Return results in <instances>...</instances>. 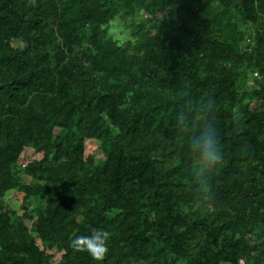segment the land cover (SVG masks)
I'll return each instance as SVG.
<instances>
[{
  "label": "trees",
  "instance_id": "trees-1",
  "mask_svg": "<svg viewBox=\"0 0 264 264\" xmlns=\"http://www.w3.org/2000/svg\"><path fill=\"white\" fill-rule=\"evenodd\" d=\"M0 264H264V0H0Z\"/></svg>",
  "mask_w": 264,
  "mask_h": 264
},
{
  "label": "clouds",
  "instance_id": "clouds-1",
  "mask_svg": "<svg viewBox=\"0 0 264 264\" xmlns=\"http://www.w3.org/2000/svg\"><path fill=\"white\" fill-rule=\"evenodd\" d=\"M196 147L200 159L207 167H213L221 158V151L217 138L211 133L197 137ZM108 232L101 229H93L91 234L75 237L72 246L76 251L86 252L94 260L100 261L108 253Z\"/></svg>",
  "mask_w": 264,
  "mask_h": 264
},
{
  "label": "rangeland",
  "instance_id": "rangeland-1",
  "mask_svg": "<svg viewBox=\"0 0 264 264\" xmlns=\"http://www.w3.org/2000/svg\"><path fill=\"white\" fill-rule=\"evenodd\" d=\"M108 37L111 38L114 41H118L120 43H123L127 41V35L124 33L123 28L121 27V24L119 22H115L109 25L107 29ZM87 155H92L94 156L95 163L96 164H101L103 161V157L101 154L95 152L93 148H89L85 154ZM37 159V156L33 155L31 151L29 150H24V152L21 155L19 165L23 166L24 164ZM18 181L17 184L14 186L13 190L10 191L9 193L5 194L3 197V203L5 205H8L11 207L14 211H16L18 214H21L22 211L20 209L21 201L23 199V194L20 190V187L23 185H27V183L30 182V179L25 176V174L20 173L18 174ZM37 204V199H30L28 202L25 204V209L27 214L30 217H33L34 215V210L35 206ZM25 225L27 228H30L31 226V221H25ZM37 244L40 246L39 241H36ZM57 259V257H56Z\"/></svg>",
  "mask_w": 264,
  "mask_h": 264
}]
</instances>
